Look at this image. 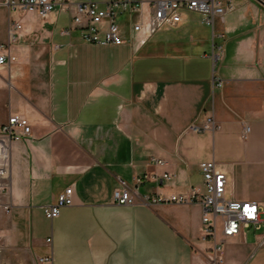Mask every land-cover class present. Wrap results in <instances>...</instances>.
<instances>
[{
  "label": "crops",
  "instance_id": "0c3cea01",
  "mask_svg": "<svg viewBox=\"0 0 264 264\" xmlns=\"http://www.w3.org/2000/svg\"><path fill=\"white\" fill-rule=\"evenodd\" d=\"M143 1L141 15L123 20L122 45H97L79 30L60 34L72 7L41 19L0 0V44L10 19L22 26L10 44L15 60L0 63V128L13 114L31 127L0 141V264H39L49 252L51 264H208L200 205L114 202L118 183L134 188L143 173L173 175L141 184L140 195L187 193L202 180L199 163L213 160L225 198L264 207V4L230 0L234 8L212 25L183 11L176 25L128 41L130 20L147 19L153 0ZM212 44L223 46L221 86ZM209 115L219 128L190 130ZM69 186L73 204L46 218L43 207ZM263 233L247 227L228 239L220 264H264Z\"/></svg>",
  "mask_w": 264,
  "mask_h": 264
},
{
  "label": "built area",
  "instance_id": "2783aa9c",
  "mask_svg": "<svg viewBox=\"0 0 264 264\" xmlns=\"http://www.w3.org/2000/svg\"><path fill=\"white\" fill-rule=\"evenodd\" d=\"M143 0H7L11 9L34 13L41 19H47L52 11H70L68 25L60 29L61 35H70L72 30H79L83 42L97 45H122L126 38L123 35L122 23L126 16L141 15L144 7ZM264 4V2H262ZM150 8L147 19H135L129 22L130 41L135 33L141 31L149 36L157 29L176 25L182 20L183 11L200 13L203 22L212 25L216 16L223 15L227 10H232L234 5L227 0L222 4L220 0H153L146 2ZM21 23L11 20L8 24V41L0 44V63L8 64L15 60L10 52V44L16 41L15 32L21 29ZM223 46L212 44L209 54L212 67L215 69L217 61L222 57ZM212 79L215 85L223 84L213 70ZM219 128L212 115L202 121H195L190 125L194 132ZM31 127L27 118L20 114L10 115L0 128V141L21 140L30 134ZM249 125L243 126L242 136L249 134ZM150 163L155 166L166 164V160L157 156L150 157ZM202 180L192 185L187 193H174L164 196L160 193L140 195L137 187L146 181L155 182L161 179L169 180L172 173L163 171L152 174L143 173L136 175L134 188L120 181L113 190V200L119 205H133L136 203H179L200 205L202 207L201 238L209 240L211 246L205 253L208 264H220L224 243L242 233L247 227L260 228L264 226V207L257 201H240L225 198L227 179L216 167L213 160H204L199 163ZM6 176V169L0 162V178ZM2 190L5 185L0 183ZM73 189L66 187L60 192L53 204L43 207L46 218L53 220L58 217L62 207L73 204ZM9 205L5 204L4 209ZM52 238L47 237L46 243L51 244ZM260 244L264 243V233L261 235ZM39 264H51L52 253L49 252L37 258Z\"/></svg>",
  "mask_w": 264,
  "mask_h": 264
},
{
  "label": "rangeland",
  "instance_id": "374dc122",
  "mask_svg": "<svg viewBox=\"0 0 264 264\" xmlns=\"http://www.w3.org/2000/svg\"><path fill=\"white\" fill-rule=\"evenodd\" d=\"M214 70V68L212 67V71ZM262 217L264 218V214H262ZM259 231H263V228H261Z\"/></svg>",
  "mask_w": 264,
  "mask_h": 264
},
{
  "label": "water",
  "instance_id": "95a60500",
  "mask_svg": "<svg viewBox=\"0 0 264 264\" xmlns=\"http://www.w3.org/2000/svg\"><path fill=\"white\" fill-rule=\"evenodd\" d=\"M260 2H264V1H262V0H259Z\"/></svg>",
  "mask_w": 264,
  "mask_h": 264
}]
</instances>
